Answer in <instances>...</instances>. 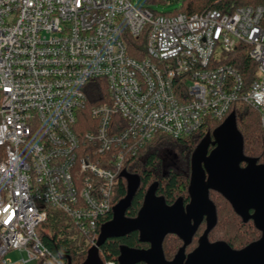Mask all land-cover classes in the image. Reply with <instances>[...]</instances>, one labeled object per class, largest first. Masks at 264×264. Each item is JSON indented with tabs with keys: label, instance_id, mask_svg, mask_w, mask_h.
<instances>
[{
	"label": "built area",
	"instance_id": "obj_1",
	"mask_svg": "<svg viewBox=\"0 0 264 264\" xmlns=\"http://www.w3.org/2000/svg\"><path fill=\"white\" fill-rule=\"evenodd\" d=\"M239 47L247 84L222 63ZM233 103L264 133V0L189 16L131 0H0V264L14 251L18 264H71L41 242L50 209L89 250L143 146L222 122Z\"/></svg>",
	"mask_w": 264,
	"mask_h": 264
},
{
	"label": "water",
	"instance_id": "obj_2",
	"mask_svg": "<svg viewBox=\"0 0 264 264\" xmlns=\"http://www.w3.org/2000/svg\"><path fill=\"white\" fill-rule=\"evenodd\" d=\"M209 145L212 149L208 153ZM121 177L126 183L125 196L113 206L111 220L101 225L83 264H103L98 251L104 242L133 232L149 247L120 246L116 264H264V164L243 154V140L233 113L193 151L186 206L181 198L167 205L163 197L156 195L158 183L154 182L148 187L136 217L127 218L125 213L139 188L140 178L126 172ZM210 191L226 200L242 222L252 221L260 237L239 250L223 241L210 242L208 234L217 222ZM203 220L205 229L196 248L185 255V247ZM169 234L183 241L171 261L165 260L162 251V242Z\"/></svg>",
	"mask_w": 264,
	"mask_h": 264
},
{
	"label": "trees",
	"instance_id": "obj_3",
	"mask_svg": "<svg viewBox=\"0 0 264 264\" xmlns=\"http://www.w3.org/2000/svg\"><path fill=\"white\" fill-rule=\"evenodd\" d=\"M178 1L180 3L179 9L165 14L182 13L189 16L211 9L229 13L236 7L255 6L262 2V0ZM222 63L235 67L245 84L255 77L254 65L250 61L244 47H239L235 52L226 56ZM230 113L235 115L236 127L242 136L243 154L246 157L256 159L258 164H264V133L256 111L245 104L233 103ZM220 123L209 122L199 131L182 139H173L165 135L156 134L145 144L129 167L125 169L127 173L137 175L140 178L139 188L125 216L127 218L136 217L148 187L154 182L158 183L156 195L163 197L166 204H172L178 197L185 198L189 180L190 155L200 141L207 134H211ZM170 156L175 162H171ZM166 159H169L170 162L167 163ZM125 192L126 183L124 180L119 179L115 189V202L122 199L125 196ZM209 198L215 206L217 215L216 225L208 234L210 242L223 241L232 249L239 250L260 237V232L255 229L252 221L243 223L233 213L228 202L219 194L210 192ZM49 212L52 215H49L46 222L42 225L41 242L52 254L62 259L65 263L70 260L71 264H83L88 248L80 250L81 244L79 241L72 242V240L67 238L72 233V226L66 224V218L63 215L53 209H50ZM110 218L111 213L102 220V223ZM203 230L204 224L202 223L196 236L201 235ZM179 245L180 243L175 237H167L162 244L164 257L171 259ZM120 246L137 249L148 248L147 244L139 241L136 232L124 237H114L105 241L99 248L98 256L102 263L106 261L116 263Z\"/></svg>",
	"mask_w": 264,
	"mask_h": 264
},
{
	"label": "rangeland",
	"instance_id": "obj_4",
	"mask_svg": "<svg viewBox=\"0 0 264 264\" xmlns=\"http://www.w3.org/2000/svg\"><path fill=\"white\" fill-rule=\"evenodd\" d=\"M131 3L137 6L147 5L148 7H150L151 9L159 13L173 12L179 9V6H180V3L178 0H131ZM166 162L169 163L170 160L166 159ZM171 162L173 163L175 162V160L171 158ZM195 245L196 243L194 241V247ZM6 258L9 259L12 264H18L20 260L24 258V255L21 252L14 251V252H10L6 256Z\"/></svg>",
	"mask_w": 264,
	"mask_h": 264
},
{
	"label": "flooded vegetation",
	"instance_id": "obj_5",
	"mask_svg": "<svg viewBox=\"0 0 264 264\" xmlns=\"http://www.w3.org/2000/svg\"><path fill=\"white\" fill-rule=\"evenodd\" d=\"M212 149V147L209 145V147H208V153H209V151ZM194 151V150H193ZM193 151H192V153H193ZM192 153H191V155H190V158H189V179H190V159H191V156H192ZM241 165H243L244 166V164L242 163ZM242 166V167H243ZM188 185H189V180H188ZM187 190H188V187H187ZM210 192H213V191H210ZM210 192H209V194H210ZM216 193V192H215ZM218 194V193H217ZM158 196V195H157ZM178 198H181L182 200H183V205L184 206H186L188 203H189V195H188V192H187V196L185 197V198H182V197H178ZM177 198V199H178ZM177 199H175V201L177 200ZM174 201V202H175ZM173 202V203H174ZM172 203V204H173ZM172 204H170V205H172ZM167 205H169V204H167ZM234 213V212H233ZM235 214V213H234ZM236 215V214H235ZM237 216V215H236ZM216 217H217V215H216ZM111 218H112V213H111ZM111 218L109 219V220H111ZM109 220H107L106 222H108ZM242 221V220H241ZM106 222H103V223H106ZM204 224V229H205V221L203 220L201 223H200V225H199V227L201 226V224ZM244 223V222H243ZM102 224V223H101ZM100 224V225H101ZM199 227L197 228V230H196V232L193 234V236H192V238H191V241H190V243L185 247V255H188L189 253H191L193 250H194V248H196V246H197V241H198V238L201 236V235H199V236H196V234H197V232H198V229H199ZM204 231V230H203ZM137 233V232H136ZM203 233V232H202ZM138 234V233H137ZM170 236H173V237H175L177 240H178V242L180 243V245H179V247H178V249H177V251L179 250V248H181L182 246H183V241L181 240V239H179L176 235H173V234H169V235H167L165 238H164V240L167 238V237H170ZM139 238V237H138ZM111 239V238H110ZM109 240V239H108ZM164 240H163V242H164ZM194 241H195V243H196V245H195V247H194ZM163 242H162V244H163ZM145 244H147V243H145ZM148 245V247H149V244H147ZM135 249H137V248H135ZM147 249V248H146ZM235 250V249H234ZM163 251V250H162ZM177 251H176V253H177ZM175 253V254H176ZM175 254L173 255V257L175 256ZM164 255V254H163ZM173 257L171 258V259H166L165 257V260H167V261H171L172 259H173Z\"/></svg>",
	"mask_w": 264,
	"mask_h": 264
}]
</instances>
